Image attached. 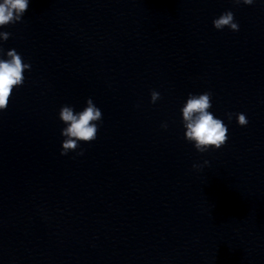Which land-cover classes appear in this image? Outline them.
I'll use <instances>...</instances> for the list:
<instances>
[{
  "label": "water",
  "instance_id": "water-1",
  "mask_svg": "<svg viewBox=\"0 0 264 264\" xmlns=\"http://www.w3.org/2000/svg\"><path fill=\"white\" fill-rule=\"evenodd\" d=\"M0 31L31 65L0 111V264H264V0H29ZM204 92L228 141L199 153L181 109ZM88 98L97 138L62 156Z\"/></svg>",
  "mask_w": 264,
  "mask_h": 264
},
{
  "label": "clouds",
  "instance_id": "clouds-1",
  "mask_svg": "<svg viewBox=\"0 0 264 264\" xmlns=\"http://www.w3.org/2000/svg\"><path fill=\"white\" fill-rule=\"evenodd\" d=\"M236 4L252 5L254 0H234ZM29 6V0H2L0 2V28L9 24L21 22ZM213 26L217 30L229 28L231 31H239V24L234 20L232 11H225L218 18L213 20ZM11 33L0 31V40L7 41ZM3 53V48H0ZM7 59H0V111L7 110L14 88L24 84L25 70L30 71L31 65L24 63L22 56L15 49L8 50ZM151 103L155 104L160 98V93L151 91ZM212 108V93L204 92L199 95L189 93L186 103L181 109L182 123L185 128L184 138L192 143L199 153H205L209 149H220L228 141V128L224 122L216 118L209 109ZM102 111L91 98L86 100V107L75 112L72 106L64 105L59 111V119L66 125L61 130L64 137L62 142L61 155L66 156L69 152L80 149L81 142L91 143L96 140L99 131V123L102 122ZM231 120L232 113H227ZM237 123L246 127L249 123L244 113H236ZM167 129V123L161 125ZM79 156L84 154V149L76 153ZM205 165L209 161H204ZM199 168V165H193Z\"/></svg>",
  "mask_w": 264,
  "mask_h": 264
}]
</instances>
